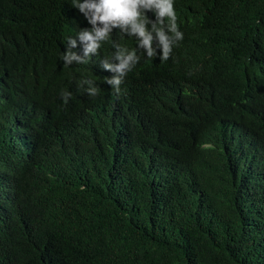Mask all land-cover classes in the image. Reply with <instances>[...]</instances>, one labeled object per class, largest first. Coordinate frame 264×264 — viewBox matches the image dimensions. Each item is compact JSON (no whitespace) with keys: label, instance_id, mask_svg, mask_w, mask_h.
I'll use <instances>...</instances> for the list:
<instances>
[{"label":"trees","instance_id":"trees-1","mask_svg":"<svg viewBox=\"0 0 264 264\" xmlns=\"http://www.w3.org/2000/svg\"><path fill=\"white\" fill-rule=\"evenodd\" d=\"M72 2L0 0V264H264V0H174L183 39L118 96L137 41L65 65Z\"/></svg>","mask_w":264,"mask_h":264},{"label":"clouds","instance_id":"clouds-1","mask_svg":"<svg viewBox=\"0 0 264 264\" xmlns=\"http://www.w3.org/2000/svg\"><path fill=\"white\" fill-rule=\"evenodd\" d=\"M72 6L79 9L91 28H83L78 33L84 45L83 55L73 51L77 40L72 36L67 38L68 50L61 56L65 65H71L73 61L87 63V58L98 54L102 44L109 40L113 29L119 28L121 33L135 37L137 48L129 49L113 42L115 52L112 59L101 62L102 68L115 73L105 81L117 96L121 93L123 78L140 60L138 51L142 50L149 58L159 55L161 61H167L174 46L183 39V33L178 29L174 0H73ZM149 11L155 14V20L146 14ZM157 49H160L159 53ZM84 84L88 85L86 91L90 96L98 94L93 81H81V85ZM61 95L66 103L71 93L62 92Z\"/></svg>","mask_w":264,"mask_h":264}]
</instances>
